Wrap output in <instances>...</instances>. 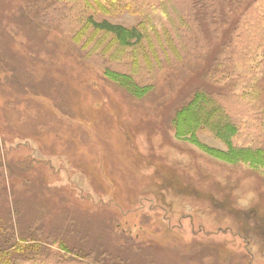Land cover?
Listing matches in <instances>:
<instances>
[{"label":"rangeland","instance_id":"374dc122","mask_svg":"<svg viewBox=\"0 0 264 264\" xmlns=\"http://www.w3.org/2000/svg\"><path fill=\"white\" fill-rule=\"evenodd\" d=\"M86 18L154 20L153 51L134 65L131 49H82ZM194 92L264 160V0H0V235L10 224L46 264H264V162L229 160L208 129L178 135Z\"/></svg>","mask_w":264,"mask_h":264},{"label":"trees","instance_id":"16d2710c","mask_svg":"<svg viewBox=\"0 0 264 264\" xmlns=\"http://www.w3.org/2000/svg\"><path fill=\"white\" fill-rule=\"evenodd\" d=\"M86 7L92 10H99L102 12H108L110 9L120 8L122 0H81ZM126 1V0H123ZM128 4V3H127ZM125 4V5H127ZM83 24L79 30L75 33L73 40L76 43H80L85 38L81 48L90 47L92 52L100 50L101 53L110 51V55L113 59H118L127 50L131 49L133 55V63L136 65L138 56L143 59L147 57V54L153 51L154 45L152 42V35L149 29L144 27L142 23H154V20L150 22L147 19L142 21L141 25L132 27L129 29L117 27H109L106 23H97L91 18H86L82 22ZM152 30V29H151ZM160 44V42H158ZM105 74L113 80L122 82L129 91L133 94H142L141 89L133 81L130 75L117 73L115 71L105 70ZM140 91V92H139ZM203 92L193 93L190 99L184 104L182 108L176 111L174 114L173 122L176 127L178 135L181 133L190 134L197 132L199 129H208L215 136L223 139L229 147L227 156L229 160L243 161L249 164H261L264 162L262 152L259 150L242 149L232 146L230 140L236 132L235 125L230 123L222 115L218 107H213L210 102L211 98ZM197 102L207 104L209 108L200 114V110L195 109ZM241 151H245V156ZM27 227L24 229L25 234H21V239H24V235L30 234ZM0 264H46L50 259H54L53 254L44 249L41 244L28 243L17 241L15 234L9 224V233L7 235H0ZM52 238L48 236L47 238ZM14 249H19L20 254L12 255L10 252ZM98 251V250H97ZM101 252V251H99ZM98 253V252H97ZM91 259L98 260L96 258V247L87 251ZM120 264H127L128 257L118 258ZM55 260V259H54ZM86 264H97L89 261Z\"/></svg>","mask_w":264,"mask_h":264},{"label":"clouds","instance_id":"9594fccd","mask_svg":"<svg viewBox=\"0 0 264 264\" xmlns=\"http://www.w3.org/2000/svg\"><path fill=\"white\" fill-rule=\"evenodd\" d=\"M250 199V194H245L244 196H242L237 203L241 206H243L244 204L247 203V201Z\"/></svg>","mask_w":264,"mask_h":264}]
</instances>
